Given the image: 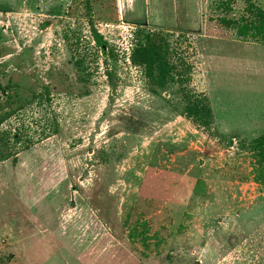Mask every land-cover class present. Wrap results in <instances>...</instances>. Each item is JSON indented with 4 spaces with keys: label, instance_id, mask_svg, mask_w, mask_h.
<instances>
[{
    "label": "rangeland",
    "instance_id": "rangeland-1",
    "mask_svg": "<svg viewBox=\"0 0 264 264\" xmlns=\"http://www.w3.org/2000/svg\"><path fill=\"white\" fill-rule=\"evenodd\" d=\"M251 4L0 0V264H264V43L230 24ZM151 46L160 88L131 63Z\"/></svg>",
    "mask_w": 264,
    "mask_h": 264
},
{
    "label": "trees",
    "instance_id": "trees-1",
    "mask_svg": "<svg viewBox=\"0 0 264 264\" xmlns=\"http://www.w3.org/2000/svg\"><path fill=\"white\" fill-rule=\"evenodd\" d=\"M230 24L235 26V29L240 36L250 33L251 36H257L259 41L264 43V11L256 9L253 4L249 5V11H246L245 17L232 21ZM131 63L136 66L147 67V78L156 87H163L166 82L172 80L171 71L173 70V67L169 66L163 60L162 54L155 46L149 48H136L131 56ZM154 72H156V76L154 75ZM185 99L187 100L184 111L185 117L199 127H208L211 122L212 114L206 101L198 99L197 96H195V98L186 97ZM16 110H20L19 106L10 108L7 113L1 115L0 124L4 119L12 117ZM3 139L6 140V144H11L12 149L16 148L15 146L19 143L20 136L18 134L8 135L3 133L0 134V142L3 141ZM252 149L257 153L263 163L261 173L264 178V135L253 139ZM3 150L0 149V162H4L16 156V149H12L14 153H10L8 148Z\"/></svg>",
    "mask_w": 264,
    "mask_h": 264
},
{
    "label": "crops",
    "instance_id": "crops-1",
    "mask_svg": "<svg viewBox=\"0 0 264 264\" xmlns=\"http://www.w3.org/2000/svg\"><path fill=\"white\" fill-rule=\"evenodd\" d=\"M257 234H258V232H257Z\"/></svg>",
    "mask_w": 264,
    "mask_h": 264
}]
</instances>
